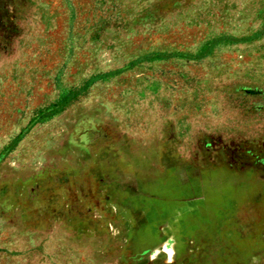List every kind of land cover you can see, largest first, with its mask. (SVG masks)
<instances>
[{"label":"rangeland","instance_id":"374dc122","mask_svg":"<svg viewBox=\"0 0 264 264\" xmlns=\"http://www.w3.org/2000/svg\"><path fill=\"white\" fill-rule=\"evenodd\" d=\"M0 264H264V0H0Z\"/></svg>","mask_w":264,"mask_h":264}]
</instances>
